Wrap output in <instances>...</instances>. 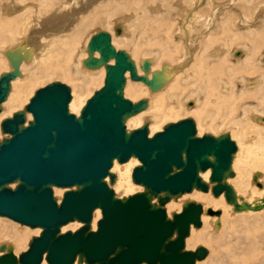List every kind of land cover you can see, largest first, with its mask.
<instances>
[{
    "label": "water",
    "instance_id": "obj_1",
    "mask_svg": "<svg viewBox=\"0 0 264 264\" xmlns=\"http://www.w3.org/2000/svg\"><path fill=\"white\" fill-rule=\"evenodd\" d=\"M122 32L118 26L116 33ZM87 50L85 66L105 65L106 77L79 116L70 110L71 88L56 81L36 90L23 110L1 123L2 133L9 137L0 140V217L42 231L19 255L13 245H0V264H42L43 260L48 264H197L205 260L208 248H187L192 226L203 225V206L187 201L181 212L169 217L166 205L195 189L208 192L213 184L214 195L225 192L227 201L241 209L228 183L234 176L236 142L229 133L199 136L193 118L171 122L151 137L148 123L129 131L126 121L144 111L148 102L125 96L126 74L152 90L162 87L163 76L139 74L129 53L117 50L107 31L92 36ZM7 56L13 69L0 74V114L12 81L21 75L23 60L15 52ZM143 68L148 71L149 63ZM27 112L32 113L30 121ZM133 157L141 162L133 171V182L144 190L120 198L111 186L117 178L112 168L116 160L126 163ZM209 170L205 180L202 174ZM55 187L67 189L60 203ZM98 208L102 217L93 229ZM75 221L84 225L62 231Z\"/></svg>",
    "mask_w": 264,
    "mask_h": 264
},
{
    "label": "bare ground",
    "instance_id": "obj_2",
    "mask_svg": "<svg viewBox=\"0 0 264 264\" xmlns=\"http://www.w3.org/2000/svg\"><path fill=\"white\" fill-rule=\"evenodd\" d=\"M4 1L7 3L9 0ZM15 1L20 3L21 0ZM36 1L30 6L34 11L25 8L26 6L19 9L12 0L7 7L4 8L3 5L5 12H0V74L13 69L10 67V60L8 61L9 52L23 56L21 75L12 81L11 92L2 105L0 125L4 119L25 108L36 92L34 86L39 79H43L45 75L51 76L57 70L61 71L62 78L69 81L77 75L86 78L85 83L76 79L77 83L82 82V86L76 83L81 89L74 87L70 103L71 112L79 116L94 93L93 90V93L84 95V90L96 82L100 84L98 90L104 85L106 67L103 65L91 69L85 66L84 62L89 58V36L84 47L82 45L78 50V45L83 39L82 35L92 26L107 23L110 28L106 29L117 50L120 46L126 47L123 44L128 42L136 46L132 53L123 50L130 52L139 74L152 78L155 73L160 72L163 76L162 87L152 90L144 82L131 80L130 73L126 74L125 96L134 102L142 99H147L148 102L144 111L126 121L129 131L148 123L151 137L163 130L169 120L177 122V118L182 116L181 111L186 109L187 114L196 115L199 136L206 129L213 131L216 128V131V120L220 118L222 133H216L215 136L229 133L236 142L237 152L232 161L234 176L228 178V183L233 186L241 209L236 210L235 203L227 201L225 192L219 196L213 195V184L208 192L195 189L192 193L173 198L166 205L169 217L175 212H181L187 201H196L203 206L204 227L199 230L192 226L187 238V248L194 246L191 249L194 250L199 246L195 248L198 243L205 241L216 248L217 264L263 263L264 227L250 222L243 224L245 226L241 224L243 227L233 224L225 233H221V226L226 216L259 218L260 214H264V204L260 206L258 201L264 200V149L254 143L256 135L246 128L264 127V109L259 108L264 107V96L260 97L259 106L255 105L256 100L252 101V97L259 100L257 94L264 93V0H182L174 14V20L171 14L162 15L161 5L155 0H61L59 5L60 0ZM237 6L241 8L239 12ZM130 10H134L131 16L124 17L123 11ZM116 16L122 17H117V22L114 21L111 28L107 21ZM110 22L113 23V20ZM136 25L142 37L148 28L153 31V36L146 42H140L142 38L135 39L136 32L131 28ZM118 26L123 29L122 36L114 34ZM221 43L223 45L218 46ZM144 45H150V51L146 52L151 54L146 55L145 59L143 56L141 60L137 53L142 54L139 50L144 49ZM238 46L243 48L238 49ZM239 50L242 53L237 56L236 52ZM95 56L100 57V54L96 52ZM145 62L150 65L148 71L143 68ZM110 64H114V60ZM35 65L38 68L35 67L31 73L29 68H34ZM75 74L77 75L74 76ZM89 89L85 91L88 92ZM191 99L195 105H191L193 107L188 106ZM212 106L213 109L209 110ZM17 107L19 110H16ZM27 118L28 121L32 120V113L27 112ZM1 133L2 130V140L4 137ZM7 137L9 134H6L5 138ZM140 164L136 157L126 163H119L117 160L114 162L112 172L117 178L114 186H111L118 197L144 190V186L132 181L133 171ZM210 174L211 170L202 176L208 180ZM108 177L106 180L110 183ZM11 186L15 187V184ZM66 190L54 188L59 203ZM188 196L193 197L190 200L187 199ZM209 210L215 213L211 214ZM101 217L102 211L98 208L94 213L93 229L97 228ZM83 225L79 221L71 222L63 226L62 231H74ZM7 227L18 232L22 230L12 221ZM27 227H22L23 234H17L22 240L30 235ZM33 231L35 235H39L42 229L34 228ZM31 239L32 237L29 242ZM12 243L15 253L19 255L26 242L20 244L18 240ZM2 244L10 242L0 240V245ZM209 249L211 252V248ZM42 264L48 263L43 260Z\"/></svg>",
    "mask_w": 264,
    "mask_h": 264
},
{
    "label": "rangeland",
    "instance_id": "obj_3",
    "mask_svg": "<svg viewBox=\"0 0 264 264\" xmlns=\"http://www.w3.org/2000/svg\"><path fill=\"white\" fill-rule=\"evenodd\" d=\"M7 1V0H6ZM10 2H12V0H9ZM9 1H7V3L4 1V0H0V12H2L3 10V12H5V6L7 7L10 3H9ZM15 0H13V2H14ZM20 1V0H19ZM22 1V0H21ZM20 1V3H18L17 1H15L14 2V5L15 6H19V9H21V8H23V7H25V8H28V9H31L32 11H34L32 8H30V6H31V4H34L35 3V1L36 0H25V1H22L21 2ZM63 2H66L67 0H62ZM61 0L60 1H58V5H59V3L60 2H62ZM151 1H153V0H151ZM155 1H157V3H159V5H161L160 7H161V9H162V15H164V16H168V14H171L170 16H172L173 15V20L174 19H176V17H175V12L177 11V9H178V7H179V4H180V2L182 1V0H155ZM169 1V2H168ZM17 2V3H16ZM32 2H34V3H32ZM37 2V1H36ZM131 2V1H130ZM146 2H148V0H146ZM1 3H3V4H1ZM156 3V4H157ZM173 3V4H172ZM23 6H22V5ZM25 4V5H24ZM57 5V3H54V5ZM163 4V5H162ZM170 4V5H169ZM176 6H175V5ZM3 5H4V8H3ZM53 5V6H54ZM203 6H205V5H203ZM2 7V8H1ZM164 8V9H163ZM175 8V9H174ZM202 8V7H201ZM200 8V9H201ZM166 9V10H165ZM168 9V10H167ZM170 9V10H169ZM30 10V11H31ZM239 10H241V8L239 7V6H237V12H239ZM132 11H134V10H130L129 12H126V11H123V16L124 17H130L131 16V12ZM2 12V13H3ZM124 12H125V14H124ZM166 13H168V14H166ZM173 13V14H172ZM120 14V13H119ZM118 14V15H119ZM117 17H122V16H116V17H112L109 21H107V22H109L111 25V28L113 27V25H114V21H116L118 18ZM113 20V23H111L110 21H112ZM117 22V21H116ZM124 23H125V21H124ZM123 23V24H124ZM105 23H103V24H97V25H95V26H92L85 34H83L82 35V37H83V39H81L80 40V45H78V50L79 49H81L82 48V45H83V47L85 46V44H86V41L88 40V38L90 37V39H91V36H94L95 34H97V33H99V32H101V31H107L108 32V28H110V27H107V23L104 25ZM128 27H130V26H128ZM107 28V29H106ZM98 29H100V30H98ZM131 29H133L135 32H136V36H135V39H137V38H142V39H140V42H146L147 41V39L148 38H151L152 36H153V31L152 30H149L150 28H148V30H147V32L146 33H144V35H143V37H142V35L140 34V29L137 27V25L136 26H134L133 28H131ZM96 30V31H95ZM132 31V30H131ZM91 32V33H90ZM198 33H199V31L197 32V34L196 35H198ZM114 34H116V30L114 31ZM137 34H139V37H138V35ZM117 35V34H116ZM87 38H86V37ZM89 36V37H88ZM121 36H122V34H121ZM81 37V38H82ZM84 39H85V41H84ZM87 39V40H86ZM82 41H84V42H82ZM123 45H125L126 47H124ZM122 46L123 47H121L120 46V49H126L127 51L129 50V51H131V53H132V51L134 52L135 51V48H136V46H134V44L132 45V43L131 42H128V43H125V44H123ZM221 45H223L222 43L220 44V45H218V46H221ZM143 48L144 49H140L139 51H141V53L143 54V52H144V54L142 55V54H140V52H138L137 54H139V56H141V60H142V58H143V56H144V58L143 59H145V58H147L146 57V55H150L151 53L149 52V54H148V52H146L147 50L148 51H150V45H144L143 46ZM243 47H239L238 46V49H242ZM146 49V50H145ZM145 50V51H144ZM264 50V49H263ZM147 54H146V53ZM130 53V52H129ZM132 55V54H131ZM241 57V56H240ZM166 59V58H165ZM8 61H9V58H8ZM9 64H10V62H9ZM63 66H65V64L63 65ZM10 67L12 68V66L10 65ZM38 68V66L37 65H35L34 66V68L32 67V68H29V70H31L30 72L32 73L33 71H34V69H36V68ZM54 71V70H53ZM55 72V71H54ZM52 73L51 74V76H50V74L49 75H45L44 77H42L43 79H39L36 83H35V88H34V91L35 90H38L39 88H41V87H44V86H46V85H48V84H50V83H53V82H56V81H60V82H63V83H65V84H67L70 88H71V90H72V94H73V90H74V87L76 86V88L77 89H81V87L80 86H82V82H80V83H77L78 81H83V83H85L86 82V78H84L83 79V75H77V74H75L74 76H76L77 75V77H74V79H71V80H73L74 82H71V80L69 81L68 79H65V78H62L63 76L61 75L62 73H61V71L60 70H57L55 73ZM40 74V73H39ZM47 76V77H46ZM48 76H50L49 78H48ZM73 76V75H72ZM82 77V79L80 80V78ZM78 78V79H77ZM70 79V78H69ZM78 81H77V80ZM253 79H257V78H253ZM73 83H75V84H73ZM76 83H77V85H80V86H77L76 85ZM97 83V82H96ZM95 83V85L93 84V85H89L88 87H87V89H85V90H88L89 88V91L87 92V91H85L84 90V95L85 94H89L90 92L91 93H95L97 90H98V86L100 85L99 83H97L96 84ZM136 83H139V82H136ZM143 83V82H142ZM73 85V86H72ZM94 90V91H93ZM93 91V92H92ZM90 93V94H91ZM94 93H93V95H94ZM87 94V95H88ZM264 96V93H259V94H257V97L259 98V100H257V99H254V97H252V101H254V100H256V101H254L255 102V105L256 106H259V102L261 101V98L260 97H263ZM191 101H193L192 99L190 100V101H188V103L189 102H191ZM193 106H195V105H193ZM193 106H191V107H193ZM263 107V106H262ZM262 107H259V108H261V109H264V107L262 108ZM187 108H188V106H187ZM178 109H179V107H178ZM211 109H213V106L212 107H210L209 108V110H211ZM16 110H19V108L17 107L16 108ZM186 110V109H185ZM185 110H182L181 111V115L182 116H180V117H178L177 119H178V121L179 120H182V119H186V118H193L194 120H195V122H196V125L198 124V120L196 119V115H193V114H187V112H185ZM9 118V117H8ZM176 119V120H177ZM172 121H175V120H172ZM216 122H217V130L215 131V129H213V131L212 130H209V129H206L205 130V133H203V135L204 134H213V135H215L216 133L218 134V133H222L221 132V129L222 128H220L221 126V124L220 123H222V120L219 118V119H217L216 120ZM167 123H171V120H169V122H167ZM143 125H145V124H143ZM142 125V126H143ZM166 124H164V126H165ZM0 127H1V125H0ZM219 127V128H218ZM246 128H247V131L249 132H251V133H253L254 132V134L256 135V140L254 141V143L256 144V145H258V146H260L262 149H264V127H260V126H258V127H256V128H248V126H246ZM197 129H198V126H197ZM252 130V131H251ZM0 131H1V128H0ZM215 131V132H214ZM228 132V131H227ZM230 132V131H229ZM231 133V132H230ZM1 136L2 137H5L6 136V134H3V133H1ZM202 136V135H201ZM0 140H1V138H0ZM109 178V177H108ZM110 181V180H109ZM133 181V180H132ZM114 186V185H113ZM192 193V192H191ZM214 195V194H213ZM193 197V196H192ZM192 197L191 196H188L187 197V199H192ZM259 201V205L261 206V205H263L264 204V200H262V199H260V200H258ZM226 202V201H225ZM227 203V202H226ZM260 216L261 217H259V218H254V217H237V216H226L225 218H224V221H223V223H222V226H221V233H225V231L228 229V228H230V226H232L233 224H238V225H240V227H243V226H245L246 224H248L249 222H250V224H252V225H257V224H259V226L261 225V228H263L264 227V214H260ZM250 218V219H249ZM11 221L12 222H14L18 227H20L22 230H19V232H18V230L16 231L15 229H13V228H10V227H7V225H9V223H11ZM241 224L243 225V224H245V225H243V226H241ZM22 224H20V223H18V222H15V221H13V220H11V219H9V218H1L0 219V240H1V242H4V240L5 241H7V242H10V244L13 242V243H16V241H20V244L22 243V242H26V243H24L23 244V246L21 247V249H20V251H19V253L20 252H24V251H26L27 249H28V244L30 243L29 242V239L31 238V237H33V236H35V232L33 231L34 230V228H29V226L27 227V226H25V225H23V226H21ZM22 227H27L28 229L27 230H29L30 231V235H28V238H26L25 240H22V239H20L21 238V236H18L17 234L19 233V234H23L24 232V230H23V228ZM203 227H204V222H203V225H202V227L201 228H199V230L200 229H203ZM31 229V230H30ZM35 229H37V228H35ZM69 229H71V227L69 228ZM198 229V228H197ZM263 231H264V228L262 229ZM202 231H204V230H202ZM201 231V232H202ZM33 232V233H32ZM32 233V234H31ZM221 233H219L220 235H221ZM218 234V235H219ZM264 236V235H263ZM3 240V241H2ZM261 240H263V238H261ZM262 243H263V241H261ZM6 243V242H5ZM12 243V244H13ZM200 244L201 245H203L204 244V246H206L208 249L209 248H211V252H210V249H209V255L207 256V258L205 259V260H203V261H201V263L202 264H217V256H216V248L214 247V246H211L209 243H207L206 244V242L205 241H201L200 243H198L196 246H195V248L199 245L200 246ZM209 244V245H208ZM262 247H263V249L262 250H264V244H262ZM192 248H194V246L193 247H191V249ZM213 249V250H212ZM210 255H211V257H210ZM262 259H263V261H264V251H263V253H262ZM207 262V263H206ZM76 264H78V263H76ZM257 264H264V262L263 263H261L260 261L259 262H257Z\"/></svg>",
    "mask_w": 264,
    "mask_h": 264
}]
</instances>
